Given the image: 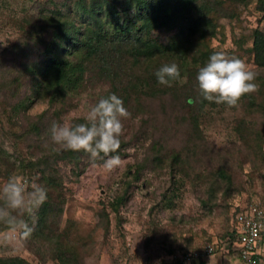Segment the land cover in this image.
Wrapping results in <instances>:
<instances>
[{
  "label": "rangeland",
  "instance_id": "1",
  "mask_svg": "<svg viewBox=\"0 0 264 264\" xmlns=\"http://www.w3.org/2000/svg\"><path fill=\"white\" fill-rule=\"evenodd\" d=\"M217 1L223 13L208 14L215 30L202 40V45L211 52H224L243 60L257 73L255 83L259 85L264 71L255 65L250 51L253 30L264 34V17L256 8L258 0ZM48 2L0 0V52L25 38L31 24L37 21V14L58 13L75 26L88 25L79 0H62L60 9ZM84 3L87 5L88 0ZM149 35L163 44L179 37L173 24L154 28ZM10 56L9 52L4 54V65L9 64ZM189 66L188 63L181 71L183 82ZM88 74L75 88L65 90L52 101L50 91L42 92L33 85L39 79L37 74L20 78L17 91L0 87V105L5 106L3 110L0 106V148L5 153L0 158V188L9 179L21 181L29 191L33 183L47 188L48 198L43 206L50 216L55 212L48 218L49 229L61 234L65 244L75 251L68 257V264H167L171 250L179 252L207 242L220 244L233 207L255 201L264 208V137L259 159L245 161L248 158L236 154L223 160L215 152V157H189V164H184L180 172L170 169L168 159L161 166L148 167L143 157L149 156L145 148L151 142L149 132L154 117L150 118L148 102L143 99L123 103L130 117L122 121L124 133L120 141L124 146L118 154V167L109 170L105 164L108 157L93 160L81 151L74 155L76 158L69 154L53 161L46 158L47 167L42 173L39 165L25 167V163L40 156L36 143L51 152L58 148L51 139L41 144L35 143L32 136L28 137L30 145H26L25 137L19 134L28 123L41 116L50 135L54 122H85L83 117L89 106L106 98L108 83L90 79ZM183 82L178 80L177 84ZM19 101L20 106L12 109L14 102ZM249 117L242 110L241 101L235 107L215 102L205 105L198 124L202 143L222 152H233L241 144L234 121ZM231 160L232 180L228 185L212 171L223 165L227 172ZM239 161L241 166L236 165ZM138 163L142 169L135 174ZM123 191L125 197L115 210L112 200ZM39 209L34 218L23 217L31 228L26 238L13 226L0 231V259L19 257L28 264H59L54 252L48 249L49 242L41 239L43 233L36 228Z\"/></svg>",
  "mask_w": 264,
  "mask_h": 264
},
{
  "label": "trees",
  "instance_id": "2",
  "mask_svg": "<svg viewBox=\"0 0 264 264\" xmlns=\"http://www.w3.org/2000/svg\"><path fill=\"white\" fill-rule=\"evenodd\" d=\"M61 1L49 0L48 3L60 9ZM79 2L89 20L88 25L75 26L71 20L60 17L58 13L49 16L37 14V21L31 24L25 38L0 52L1 88L7 87L17 91L20 78L37 74L39 79L34 81L33 85L42 92L50 91L49 99L52 101L65 90L79 85L89 73L90 79L108 83L106 97L115 94L126 104L145 100L152 115L150 118L154 117V126L149 132L151 142L145 148V153L149 156L145 154L143 157L148 167L161 166V163L168 159L170 169L173 172H180L184 164H189L187 160L189 157L196 160L203 159L205 155L215 157V152L223 160L227 155L232 157L236 154L248 158L245 161L261 157V143L264 137V78L257 92L240 99L242 110L250 117L249 120L234 121V129L241 140L236 150L222 152L212 145L207 146L202 143L199 133V118L204 106L211 102L205 100L200 93L196 76L198 69L204 66L214 53L202 45V40L214 34L215 24L208 14L223 13L220 1L88 0L87 5L84 0ZM256 8L264 17V0H258ZM170 24L174 25L178 33L179 37L176 40L163 44L149 35L150 30ZM6 51L11 53L8 65H4ZM250 51L255 65L264 71V34L258 30L252 32ZM187 61L190 66L182 84L178 85L177 81H174L171 87H167L157 82L154 73L162 65L175 63L179 66L180 72H183L188 66ZM20 104L21 101L14 102L12 109L19 107ZM0 106L2 110L5 108L2 104ZM45 125L40 116L35 122L28 123L19 135L25 137L28 146L29 136L34 138L35 143L48 142L50 135ZM36 144L40 148V156L36 157V161L27 162L24 166L30 168L39 165L41 173L46 166V158L53 161L54 158L64 157L65 154L76 158L74 155L80 152L71 150L51 152ZM123 146L124 142H121L119 150L110 155L120 154ZM242 148L243 151H237ZM3 155L5 153L0 148V158ZM102 157L103 154L100 158ZM202 159L198 162H202ZM231 163L232 160L227 172L224 171L223 165L216 166L212 171V174L228 185L232 180L229 171ZM241 164L240 161L236 163L237 166ZM141 169L142 164H136L135 174ZM124 197L123 191L113 198L111 205L115 210ZM2 203L0 201V204ZM42 206L37 212L36 228L43 233L41 239L49 242L48 249L54 252L59 264H68V257L75 251L65 244L61 234L49 229L48 218L53 217L55 212L50 216L51 213H47L46 208ZM237 209L233 207L230 214ZM56 211L60 212L59 208ZM230 218L224 236L228 239L232 238L228 232ZM9 227L11 225L0 223V231ZM0 264L28 263L22 258L14 257L1 258Z\"/></svg>",
  "mask_w": 264,
  "mask_h": 264
},
{
  "label": "clouds",
  "instance_id": "3",
  "mask_svg": "<svg viewBox=\"0 0 264 264\" xmlns=\"http://www.w3.org/2000/svg\"><path fill=\"white\" fill-rule=\"evenodd\" d=\"M154 75L159 84L167 87H171L174 81L183 82L179 66L175 63L162 65ZM256 77L257 73L249 69L243 60L229 57L224 52H214L208 62L198 69L196 80L205 100L235 107L243 96L258 91ZM129 117L130 113L124 107L123 100L110 94L89 106L83 117L85 122H54L50 127V139L58 146L57 151H82L93 160L103 154L108 157L105 164L111 170L120 164V157L110 154L119 150L120 137L124 133L122 121ZM47 198L46 187L33 183L29 191L21 181L9 179L0 188V201L3 202L0 204V223L19 228L26 238L31 228L23 217L34 218Z\"/></svg>",
  "mask_w": 264,
  "mask_h": 264
},
{
  "label": "built area",
  "instance_id": "4",
  "mask_svg": "<svg viewBox=\"0 0 264 264\" xmlns=\"http://www.w3.org/2000/svg\"><path fill=\"white\" fill-rule=\"evenodd\" d=\"M232 211L228 232L220 244L203 243L197 247L173 252L167 264H216L207 261L215 254L216 248L232 249L236 252L237 264L264 263V208L255 201L237 206ZM219 245V246H218Z\"/></svg>",
  "mask_w": 264,
  "mask_h": 264
},
{
  "label": "crops",
  "instance_id": "5",
  "mask_svg": "<svg viewBox=\"0 0 264 264\" xmlns=\"http://www.w3.org/2000/svg\"><path fill=\"white\" fill-rule=\"evenodd\" d=\"M219 246V245H218ZM207 261H213L216 264H237L238 260L236 258V252L232 249H221L216 248L215 254L207 258ZM264 264V263H260Z\"/></svg>",
  "mask_w": 264,
  "mask_h": 264
}]
</instances>
